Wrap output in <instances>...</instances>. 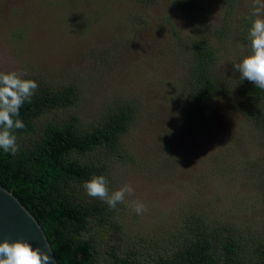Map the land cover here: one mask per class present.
<instances>
[{
    "label": "rangeland",
    "instance_id": "374dc122",
    "mask_svg": "<svg viewBox=\"0 0 264 264\" xmlns=\"http://www.w3.org/2000/svg\"><path fill=\"white\" fill-rule=\"evenodd\" d=\"M194 1L197 15L190 16L178 0H0V71L26 72L39 86H70L76 93L74 104L34 118L35 132L71 115L85 130L119 104L132 108L115 156L100 149L86 155L102 164L98 175L109 180L110 192L124 184L135 190L124 204L107 207L103 228L91 223L85 232L97 264L107 263L108 248L121 257L132 249L139 264H148L169 256L183 239L231 233L236 254L242 249L248 256L253 237L264 238L258 163L264 117L256 120L255 108L233 88L232 64L249 54L238 31L251 0ZM229 3L212 70L218 91L205 103L192 102L184 43L212 35ZM75 188L92 199L80 183ZM132 200L147 205L143 215L128 206Z\"/></svg>",
    "mask_w": 264,
    "mask_h": 264
},
{
    "label": "trees",
    "instance_id": "16d2710c",
    "mask_svg": "<svg viewBox=\"0 0 264 264\" xmlns=\"http://www.w3.org/2000/svg\"><path fill=\"white\" fill-rule=\"evenodd\" d=\"M178 3L190 16L197 15L198 5L194 0H178ZM230 14L229 3L225 7L224 22L212 35L196 36L184 43L190 58L186 72V95L192 102L205 103L218 91L212 77L213 63L219 50L216 44L225 36ZM249 26L250 21L245 18L238 31L248 53ZM233 80L236 93L248 106L255 108L256 120L262 119L264 91L241 80L235 71ZM75 100V90L70 86L38 87L31 102L25 103L20 110L19 119L24 122L25 128L16 130L15 135L26 136V140L17 139L20 150L13 156L0 149V185L10 191L35 218L57 264H97L91 240L84 234L91 223H95V228H103L107 223L108 206L97 199L79 197L75 185L80 183L82 186L84 181L103 170L102 164L90 162L86 155L100 149L106 157L115 156L130 124L132 108L119 104L93 127L85 130L79 128L77 117L71 115L65 122H45L39 132H35L33 119L40 113L68 107ZM260 158L258 163L263 162L264 169V157L261 155ZM208 226L204 223L202 227ZM114 235L118 237L115 232ZM212 236L215 237L214 234ZM217 239H183L169 256L156 257L148 264H240L246 258H250V264H264V238L253 237L256 246L248 256L242 249L238 252L240 256L236 254L234 242L238 239L235 233ZM127 253L130 256L121 257L108 248L106 264H139L132 249Z\"/></svg>",
    "mask_w": 264,
    "mask_h": 264
},
{
    "label": "clouds",
    "instance_id": "9594fccd",
    "mask_svg": "<svg viewBox=\"0 0 264 264\" xmlns=\"http://www.w3.org/2000/svg\"><path fill=\"white\" fill-rule=\"evenodd\" d=\"M250 21L247 39L250 52L239 62L233 63V70L241 80L248 81L254 87L264 91V0H251ZM26 72L0 71V149L16 155L20 150L15 135L16 130L25 128L19 119L20 110L25 103H30L39 85L35 80L27 79ZM109 180L103 175H94L82 183L87 196L99 199L110 209L124 204L126 197L135 194L130 184L109 191ZM137 215H143L147 205L139 200H132L128 205ZM0 264H52L50 255L33 248L23 240L0 242Z\"/></svg>",
    "mask_w": 264,
    "mask_h": 264
},
{
    "label": "water",
    "instance_id": "95a60500",
    "mask_svg": "<svg viewBox=\"0 0 264 264\" xmlns=\"http://www.w3.org/2000/svg\"><path fill=\"white\" fill-rule=\"evenodd\" d=\"M23 240L50 255L57 264L48 240L35 220L13 194L0 185V242Z\"/></svg>",
    "mask_w": 264,
    "mask_h": 264
}]
</instances>
